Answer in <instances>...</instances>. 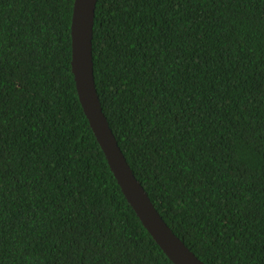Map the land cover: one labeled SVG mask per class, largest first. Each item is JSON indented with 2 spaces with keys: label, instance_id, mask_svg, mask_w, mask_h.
<instances>
[{
  "label": "trees",
  "instance_id": "16d2710c",
  "mask_svg": "<svg viewBox=\"0 0 264 264\" xmlns=\"http://www.w3.org/2000/svg\"><path fill=\"white\" fill-rule=\"evenodd\" d=\"M75 0H0V264H174L126 199L72 71ZM103 111L206 264H264V0H98Z\"/></svg>",
  "mask_w": 264,
  "mask_h": 264
},
{
  "label": "water",
  "instance_id": "95a60500",
  "mask_svg": "<svg viewBox=\"0 0 264 264\" xmlns=\"http://www.w3.org/2000/svg\"><path fill=\"white\" fill-rule=\"evenodd\" d=\"M98 0H75L72 71L79 99L121 189L136 214L174 264H206L165 221L138 180L103 111L95 81L93 39Z\"/></svg>",
  "mask_w": 264,
  "mask_h": 264
}]
</instances>
